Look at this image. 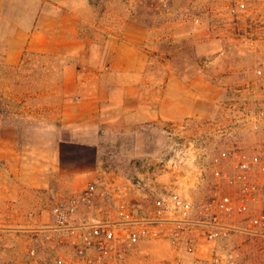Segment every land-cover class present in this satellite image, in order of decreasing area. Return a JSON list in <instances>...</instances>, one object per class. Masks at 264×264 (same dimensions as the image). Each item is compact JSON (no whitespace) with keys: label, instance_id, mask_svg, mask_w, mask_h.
Segmentation results:
<instances>
[{"label":"rangeland","instance_id":"374dc122","mask_svg":"<svg viewBox=\"0 0 264 264\" xmlns=\"http://www.w3.org/2000/svg\"><path fill=\"white\" fill-rule=\"evenodd\" d=\"M88 3L93 17L84 26L88 40L101 45L128 21L148 29L144 48L150 53L140 79L143 96L158 105L159 118L124 123L117 135H104L100 155L94 147L63 145V170L52 168L44 176L38 161L52 162L58 141L69 139L67 131H58L62 122L52 115L62 97L49 86L59 73L50 72L48 66L46 72L32 67L30 72L14 74L18 87L0 90V114L17 127L18 147L26 150L32 164V185L33 180L46 179L48 186H32L24 198L15 194L9 202L0 201V264H40L54 254L39 228L54 222L52 210L58 201L91 183L96 184V201L92 207H82L81 213L99 219L148 216L154 200L170 193L189 198L199 214L219 191L239 186L229 183L236 171L235 156H252L264 145V0ZM0 75L5 84L8 74ZM93 167L95 171L101 167L100 176L82 184ZM75 172L79 183L64 184L68 180L62 178ZM194 239V253L187 254L159 234L141 243L134 260L264 264V237L236 235L210 242L196 230Z\"/></svg>","mask_w":264,"mask_h":264},{"label":"crops","instance_id":"0c3cea01","mask_svg":"<svg viewBox=\"0 0 264 264\" xmlns=\"http://www.w3.org/2000/svg\"><path fill=\"white\" fill-rule=\"evenodd\" d=\"M90 14L88 0H0V74H8L6 85L0 75V90H15L14 74L30 72L32 67L46 72L49 66L50 72L59 73L49 86L62 97L52 115L62 122L58 131H67L69 139L58 141L52 162L38 161L44 176L52 168L63 170V145L94 147L100 155L104 135H117L124 123L159 118L158 105L143 96L140 79L150 53L144 48L148 29L128 21L100 45L84 33V26L93 21ZM17 134L10 117L0 114V201L9 202L15 194L24 198L32 186H48L46 179L33 180L32 185V164L26 150L18 147ZM95 168L84 174L82 184L100 176L101 167ZM62 179L68 181L61 183L73 186L80 176L75 172Z\"/></svg>","mask_w":264,"mask_h":264},{"label":"built area","instance_id":"2783aa9c","mask_svg":"<svg viewBox=\"0 0 264 264\" xmlns=\"http://www.w3.org/2000/svg\"><path fill=\"white\" fill-rule=\"evenodd\" d=\"M261 115L264 119V110ZM235 157L236 171L229 183L239 186L219 191L199 214L189 198L177 193L155 199L145 217L134 214L131 219L110 221L82 214V207H92L96 201L95 183L58 201L52 210L54 222L39 228L45 245L54 250L40 264H145L134 260L139 247L159 234L187 254L194 253L196 230L210 242L236 235L264 237V145L257 154ZM30 254L34 256L35 250ZM196 263L211 264L201 259Z\"/></svg>","mask_w":264,"mask_h":264}]
</instances>
